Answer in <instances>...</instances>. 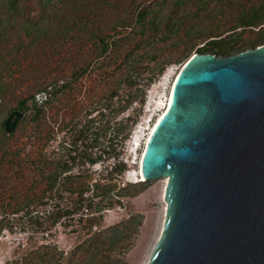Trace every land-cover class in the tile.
Listing matches in <instances>:
<instances>
[{
	"label": "rangeland",
	"instance_id": "rangeland-1",
	"mask_svg": "<svg viewBox=\"0 0 264 264\" xmlns=\"http://www.w3.org/2000/svg\"><path fill=\"white\" fill-rule=\"evenodd\" d=\"M259 6L264 0H0V264L46 245L71 264L77 246L111 228L116 264H150L166 223V176L143 181L131 169L151 109L186 60L213 54L204 46L214 35L242 46L232 55L264 45V19L241 26ZM141 7L150 9L145 24ZM169 20L178 30L166 29ZM130 78L137 84L128 86ZM23 98L29 108L10 136L2 121ZM115 162L125 168L110 174ZM59 164L87 183L88 212L64 214L80 195L64 185ZM56 170L55 187L44 189L42 173Z\"/></svg>",
	"mask_w": 264,
	"mask_h": 264
},
{
	"label": "water",
	"instance_id": "water-1",
	"mask_svg": "<svg viewBox=\"0 0 264 264\" xmlns=\"http://www.w3.org/2000/svg\"><path fill=\"white\" fill-rule=\"evenodd\" d=\"M188 62L142 165L170 179L150 264H264V45Z\"/></svg>",
	"mask_w": 264,
	"mask_h": 264
},
{
	"label": "trees",
	"instance_id": "trees-1",
	"mask_svg": "<svg viewBox=\"0 0 264 264\" xmlns=\"http://www.w3.org/2000/svg\"><path fill=\"white\" fill-rule=\"evenodd\" d=\"M18 0H10V3L16 5ZM138 9V16L137 19L139 23L145 24V18L148 15V12L150 9L148 8H137ZM264 19V6L259 7H253L252 11L246 15V17L241 21V26H254L256 24H261V21ZM125 22L124 25H128ZM160 21L156 19L150 20V25L155 29V33L157 34L158 30L160 29ZM166 29L169 31H173L175 29L178 30L179 26L178 23L174 20H169L167 24L165 25ZM215 37H218L216 39L210 40V44L207 46L205 45L204 50L211 52L213 54L223 55V56H230L233 54L234 51H240L242 49V46L235 43L234 40L227 36L222 35H214ZM99 43L101 45V52H105L108 48V43L106 42L104 36H97ZM116 42L113 41L112 44ZM253 43V42H251ZM250 43V44H251ZM163 71V66H160V72ZM129 82H127V85L132 87L136 85V82H133V80L130 78L128 79ZM48 88H45L43 92L51 94V92H47ZM34 102L36 103V97H33ZM29 98H23L21 99L17 106L13 107L7 117L2 121V128L5 131L6 134L13 136L17 129L19 124L24 118L25 112L29 108L28 104ZM126 137V136H124ZM59 169H62L63 173L65 174L63 177V183L64 185L67 184V187H69L73 192L78 193L80 195L75 200V208L69 210H64L65 215H71L74 213H77L78 209L82 207L83 202L85 198L83 197V194L85 190L87 189V183L83 180L80 181L79 177L76 178L74 174L71 172V168L67 164H59ZM125 168L124 162H116L114 166L111 167V170L109 173L117 172V171H123ZM62 173H59V170L53 171V172H45L42 173V179L45 184L44 189H53L58 182V179ZM89 176V174H86L85 177ZM84 179V178H83ZM111 179V177H110ZM39 183V182H36ZM96 187H99L101 183L97 180L95 182ZM110 188V186H109ZM4 195V194H3ZM63 215V214H61ZM81 220V218L77 219ZM114 228V227H113ZM112 229V228H111ZM109 230L108 232H98L91 236L84 244H81L80 246H77V250H74V256L71 258V264H116V261L119 262L121 259L113 260L112 256L109 253L113 247L115 239L113 236H111L109 233L112 232V230ZM115 229V228H114ZM43 248H47L46 250H43ZM79 250L82 251V254H78ZM56 253L54 251V248H51L49 246H42L38 248H33L31 250L23 251L20 256L14 259L7 260L5 264H34L35 261L36 264H50L52 260H54V264H61L58 259H54L56 257Z\"/></svg>",
	"mask_w": 264,
	"mask_h": 264
},
{
	"label": "bare ground",
	"instance_id": "bare-ground-1",
	"mask_svg": "<svg viewBox=\"0 0 264 264\" xmlns=\"http://www.w3.org/2000/svg\"><path fill=\"white\" fill-rule=\"evenodd\" d=\"M188 60L185 61V63L181 66L179 71L175 74V76H174V78H173V80H172V82H171V84L169 86V90L167 91L166 95L164 94L165 96L162 95L163 98L160 99L157 108L151 109L152 116H154L156 118L154 120V117H152V118H150V120H148V122L152 121L153 123L149 124L150 125L149 132L147 133V135L145 137V143H144L143 149H142V151H141V153H140V155L138 157V159H139L138 162H137L138 163V167L136 169H131V176L132 175L133 176H137L140 180H143V181L147 180L146 178H144V173H143V168H142L143 160H144V157H145V154H146V151H147V145H148L152 135L154 134L156 128L158 127L159 123L161 122V120L163 119V117L165 116V114L167 113V111L170 108V105H171V103L173 101V97H174V85H175V82H176L180 72L182 70H184V68L189 63ZM158 111H160V112L157 114ZM146 123H147V121H146ZM133 139L135 140L134 141V148H138L140 146V144H141L140 141L143 139V135L139 134V131L136 130ZM169 180H170L169 177H166L164 185L162 187V197H164V198L166 196V191H167V187H168V184H169ZM167 209H168V203H167L166 210Z\"/></svg>",
	"mask_w": 264,
	"mask_h": 264
},
{
	"label": "built area",
	"instance_id": "built-area-1",
	"mask_svg": "<svg viewBox=\"0 0 264 264\" xmlns=\"http://www.w3.org/2000/svg\"><path fill=\"white\" fill-rule=\"evenodd\" d=\"M115 163H116V162H115ZM115 163H114V165H115ZM82 209H83L84 211L88 212V211H89L88 204H87V203L84 204V202H83Z\"/></svg>",
	"mask_w": 264,
	"mask_h": 264
}]
</instances>
